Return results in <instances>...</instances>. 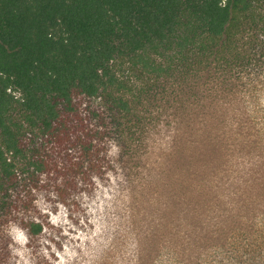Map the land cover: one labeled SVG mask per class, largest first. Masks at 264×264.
Masks as SVG:
<instances>
[{"label": "trees", "instance_id": "obj_1", "mask_svg": "<svg viewBox=\"0 0 264 264\" xmlns=\"http://www.w3.org/2000/svg\"><path fill=\"white\" fill-rule=\"evenodd\" d=\"M219 4L0 0V188L105 165L122 264H264V0Z\"/></svg>", "mask_w": 264, "mask_h": 264}, {"label": "rangeland", "instance_id": "obj_2", "mask_svg": "<svg viewBox=\"0 0 264 264\" xmlns=\"http://www.w3.org/2000/svg\"><path fill=\"white\" fill-rule=\"evenodd\" d=\"M85 103L88 105L87 100ZM76 154L77 156L72 155V158L78 163L82 157L78 156V153ZM54 164L58 166V169L42 175L40 180L27 179L26 176H22L18 186L9 188V182H6L0 188V264H15L12 253L7 247L8 243L11 242V238L7 235L10 222L23 229H26L24 221L28 219L39 218L46 223L47 217L41 215L33 203L34 200L41 197L45 203L53 205V214L58 211L55 205L58 202L63 204L68 209V219L75 225V228L88 235L91 234L94 225L88 223L91 217L88 209L83 205H92L93 201H96L97 205H103V211L97 209L96 212L97 217H102L100 221L102 224L101 233L94 238L97 241L96 246L93 247L90 242H86L90 255L84 256L81 253L77 261L78 264H122L120 223L123 202L121 185L118 183L119 174H113V170L107 169L105 165L98 172L90 171L85 169L88 167V163H85L84 173L73 174L69 172L67 176L62 177L59 168L64 165L63 159L57 157ZM115 165V171H120L121 167L118 160ZM97 196L100 197L99 200H97ZM105 196L110 197V199H105ZM81 220L84 221V224L80 223ZM49 228L50 231L61 234L60 229L53 230L51 226ZM69 232L72 236L76 235L72 229ZM26 234L30 240L28 247L33 248L32 254L35 256V264H48L42 255H36L40 249L39 240L41 239L51 240L61 250L63 243L70 242L73 245L79 243V241H70L69 237L63 235H61L60 241H56L51 235L43 234L42 236V232L38 235H32L26 229ZM76 250L80 251L79 249ZM53 259H55L54 256ZM77 261H74L73 264H77Z\"/></svg>", "mask_w": 264, "mask_h": 264}, {"label": "clouds", "instance_id": "obj_3", "mask_svg": "<svg viewBox=\"0 0 264 264\" xmlns=\"http://www.w3.org/2000/svg\"><path fill=\"white\" fill-rule=\"evenodd\" d=\"M227 6V0H220L218 7L224 8ZM6 94L13 96L14 99L20 100L21 103L24 102L22 99V92L18 89L16 92H13L11 88H6ZM118 152V149L115 145L112 146L109 151V155H115ZM35 192V189H33ZM55 199V197H53ZM87 200V198H85ZM100 197L97 196V200ZM105 199H110V197L105 196ZM36 208L39 210L40 214L47 217L46 223L42 222L39 218H34L35 223L41 224L42 226V236L43 234H48L53 237L56 241H60L61 235L69 237L70 241H79L75 245L70 242L62 244V250L58 249L56 244L49 239L39 240L40 249L36 253L37 256L42 255L45 260L48 261V264H73L74 261H77V258L80 257V254L83 253L84 256L90 255V250L86 246V242H90L93 247L96 246L95 237L99 236L102 230L101 220L102 217H97L96 212L99 209L103 211V205H97L96 201L92 202V205L85 204L83 205L88 209L90 214L89 224L94 225V228L91 230V234H85L80 232L75 228V225L68 219V209L64 207L63 204L57 203L55 207L58 211L53 214V205L51 203H45L43 198H38L33 201ZM81 224H84V221H80ZM49 226L53 230L60 229L61 234H57L55 231H50ZM72 229L76 232L75 236H72L69 230ZM7 235L11 238V242L8 243V250L12 253V258L15 260V264H35V256H33V248L28 247L30 240L26 234V229L18 227L15 224L9 223ZM47 246V247H45ZM76 249H79L78 252ZM53 256L55 259H53ZM78 264V261H77Z\"/></svg>", "mask_w": 264, "mask_h": 264}]
</instances>
